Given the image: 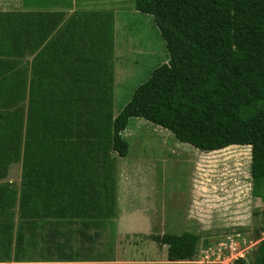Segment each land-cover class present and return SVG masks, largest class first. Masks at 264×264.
<instances>
[{
    "label": "trees",
    "instance_id": "obj_1",
    "mask_svg": "<svg viewBox=\"0 0 264 264\" xmlns=\"http://www.w3.org/2000/svg\"><path fill=\"white\" fill-rule=\"evenodd\" d=\"M47 1L35 2L46 6ZM54 1L73 7V0ZM134 8L153 17L169 60L152 70L117 116L113 15L103 13L71 17L57 38L40 49L32 66L26 119L22 109L0 112V178L9 165L22 161L23 229L46 227L40 236L45 248L41 263L13 264H61L51 258L58 237L61 249L72 244V252L58 253V259L73 260L79 254L73 246L78 234L82 246L93 239L88 234L92 226L114 227L116 162L129 153L123 133L134 118L203 152L249 146L253 194L264 199V0H134ZM62 16L0 14V94L7 91L8 100L16 95L17 101L23 99L19 92L26 72L19 59L41 48ZM16 196L15 190L0 189V214L16 204ZM60 217L80 218L82 228L64 229V223L77 222ZM38 218L45 222L33 221ZM8 223L0 225V260L10 257L9 217ZM262 232L264 224L256 230V240ZM24 238L21 230L19 249ZM154 240L167 246L168 262L128 264H194L198 234H164ZM251 252L250 261L238 258L234 264H264V239Z\"/></svg>",
    "mask_w": 264,
    "mask_h": 264
},
{
    "label": "rangeland",
    "instance_id": "obj_2",
    "mask_svg": "<svg viewBox=\"0 0 264 264\" xmlns=\"http://www.w3.org/2000/svg\"><path fill=\"white\" fill-rule=\"evenodd\" d=\"M80 2L78 8L63 13L60 23L49 33L41 48L34 53L27 52V63L19 64V68H25L22 70L26 72L25 88L19 92V97L23 99L17 101L16 95L13 100H8L7 91L0 94V112L14 113L22 109L25 119L27 118L34 58L40 49L57 38L71 17L79 14L113 15L114 116L128 103L135 89L148 80L152 70L168 62L166 44L153 17L137 12L134 0ZM27 11L22 0H0V14H45ZM42 35L34 34L33 37L39 38ZM13 59L18 61L19 58L15 56ZM62 86L64 92L65 85ZM123 136L129 142L130 148L126 157L118 158L115 178L118 184L116 223L124 221V226L120 234L117 229L115 231L112 227L106 228L96 239L94 249L91 243H86L80 250L81 238L78 234L77 245L73 241L77 252H86L87 246L91 245L92 254L98 249L105 255L100 260H107L108 249L112 243L113 253L116 255L112 260L115 263L167 262L165 246L157 243L154 237L193 232L200 236L198 253L194 258L196 264L202 263L198 260L205 252L213 254L210 256L211 264H234L239 257L250 261L251 250L264 239V232L260 239H255L256 230L264 224V199L253 194L249 146L203 152L179 141L170 131L140 118L130 120ZM22 175V161L12 163L8 166L6 177L0 178V189L8 187L9 190L17 192L22 186ZM19 202L16 197V204L6 209L0 219V225L7 227V216L10 218L13 237L11 249L15 251V255L19 250L18 234L21 230L26 231L23 229L24 219L19 213ZM33 221L44 223L45 219L38 218ZM45 228L40 227L34 232L44 235ZM26 235L29 238L30 233ZM233 238L242 249L243 256L236 252L235 241L228 250L221 247L222 243ZM36 241L38 249L45 250L39 240ZM159 254L166 257L158 260ZM35 255L38 256V253L26 256ZM137 255L143 258L138 259ZM9 263L5 261L3 264Z\"/></svg>",
    "mask_w": 264,
    "mask_h": 264
},
{
    "label": "crops",
    "instance_id": "obj_3",
    "mask_svg": "<svg viewBox=\"0 0 264 264\" xmlns=\"http://www.w3.org/2000/svg\"><path fill=\"white\" fill-rule=\"evenodd\" d=\"M35 1L36 0H30V2H27L26 0H22V3L24 5V7L26 8V10H28L27 12H35V13L36 12H45L46 14H54V13H59L60 12V13H65L66 14L67 12L73 11L74 8H78V2H77V0H73V7H71V8H64L63 6H61L60 4H58L57 2H55L54 0L47 1L46 2V6H42L41 4H37ZM31 2H33V6H29V3H31ZM38 5H41V6L38 7ZM83 14H86V13H83ZM26 61H27V56H25L24 58L22 57L19 62L27 63ZM28 63H29V61H28ZM22 69H25V68H22ZM21 185H22V183H21ZM22 187L23 186H20L19 189H18V191L16 192V195H17L16 197H17V199L19 198V200L21 199V195H22V192H23V188ZM19 205H20V202H19ZM3 212L0 214V219L4 216V215H2ZM19 213H20V210H19ZM20 215H21V213H20ZM60 218L61 219H59V220H62L64 222H68V221H75V222H77L73 226H70V225L68 226L66 223H64L65 224V226H63V227H65L64 229H66V227H68L70 229L74 228L75 230H78V229H81L82 228V224L80 223V218H72V217H60ZM7 219H8V216H7ZM50 219H51L52 223H56L57 222L56 218H50ZM116 220H117V217L115 219H113V223H114L113 229L115 231L117 229V232L120 234L121 233V228H123V226H124V223H123L124 221H121L119 223H116ZM40 222H41V224L43 223V221H40ZM116 224H117V226H116ZM48 227H50V226H48ZM108 227H111V225H108ZM108 227H105L104 225L103 226H96V227L95 226H92L89 229L88 234L90 236H92L93 239L90 240L87 243H91V245H93V249L95 248L94 243H95L96 239L99 236H101L102 233H104L105 230H106V228H108ZM60 229H61V227H60ZM30 231H33V232H30ZM34 231H36V230H34V229L33 230L26 229V231L23 230V232L25 233V238H24V241H23V247L24 248L23 249H19L17 251L18 254H16V255L14 254L15 251L12 250V249H10L11 251H10V257H9V259L0 260V261H2L3 263H5V261L8 262V263L10 262L9 264H13L16 261H22V262H30V261H32V262H35V263H41V259H42L41 253H42L43 250L41 248L38 249L36 239L39 240L40 245L43 246V247H44V243H43V241L41 240V237H40L42 235L36 234V232H34ZM26 233H30L29 238H27ZM134 233H136V232H134ZM38 237H40V238H38ZM59 242H61V237L60 238L58 237L57 240H56V242L55 243L53 242V244H52V246H53L52 249L56 253V254H53L52 257H51L53 261H56V260L57 261H60V259H58V257H57V255L59 256L58 253H61V252L71 253L72 252V244L69 245V243H68V245L65 246L64 249H61V247L59 246V244H60ZM90 246H87L86 249L90 250L91 249ZM79 247H80V250H81L82 247H84V245H82V246L79 245ZM86 249H85V251H86L85 253L83 251V253H84L83 256L80 253L81 251H78L79 254H78L77 257H75V259H73V260H63L64 262H60V263H63V264H77V263H115L112 260L116 256L113 253L114 252V245L112 243L110 244V248L108 249L109 256L106 257L107 260H100V259H103V257H105V255H104L103 252L98 251V249H96L95 252L92 255L89 254V256L86 255V253H87V250ZM165 250L167 252V259H168L167 246H165ZM19 251L22 254H19ZM34 252H37L38 253V256H36V255L33 256V257H27L26 256L27 254H32ZM166 252L164 251L165 254H166ZM138 257L140 259L143 258V257L137 255L136 258H138ZM165 257H166V255L165 256L162 255V254L157 255V259L158 260L164 259ZM109 259H111V261ZM155 262L156 263H166V262H159V261H155ZM3 263L0 262V264H3ZM134 263H143V262L142 261H136ZM118 264H128V263H119L118 262Z\"/></svg>",
    "mask_w": 264,
    "mask_h": 264
},
{
    "label": "built area",
    "instance_id": "obj_4",
    "mask_svg": "<svg viewBox=\"0 0 264 264\" xmlns=\"http://www.w3.org/2000/svg\"><path fill=\"white\" fill-rule=\"evenodd\" d=\"M233 241L236 242V248H235L236 252L239 253V254H241V256H243L242 249L239 248L238 243H237V241H236L235 238H233V239H229V240H226L224 243H222L223 245H222L221 247H223V248H225L226 250H228V249L230 248V246H231V243H232ZM221 249H222V248H220L219 251H221ZM212 255H213V254H212ZM212 255H209V252H205L204 255H202V263H201V264H209V263L211 264L212 262H211V260H210V256L212 257ZM220 258H221V255L219 254V255H218V259H220ZM239 258H240V257H239ZM241 258H243V257H241ZM206 259H208V261H206ZM237 259H238V258H237Z\"/></svg>",
    "mask_w": 264,
    "mask_h": 264
},
{
    "label": "clouds",
    "instance_id": "obj_5",
    "mask_svg": "<svg viewBox=\"0 0 264 264\" xmlns=\"http://www.w3.org/2000/svg\"><path fill=\"white\" fill-rule=\"evenodd\" d=\"M165 246V245H164ZM198 261H201L202 262V256H201V259L198 260ZM194 264H196V261H193Z\"/></svg>",
    "mask_w": 264,
    "mask_h": 264
}]
</instances>
